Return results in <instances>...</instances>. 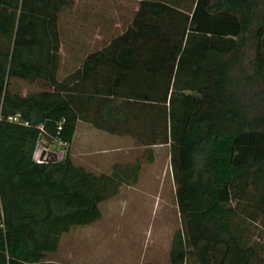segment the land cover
<instances>
[{
  "label": "trees",
  "instance_id": "obj_1",
  "mask_svg": "<svg viewBox=\"0 0 264 264\" xmlns=\"http://www.w3.org/2000/svg\"><path fill=\"white\" fill-rule=\"evenodd\" d=\"M130 1L119 22L100 14L99 48L63 74L73 0H0V264H64L47 258L62 235L99 220L155 146L181 221L169 264H264V0ZM80 121L143 160L75 163ZM39 146L64 155L38 162Z\"/></svg>",
  "mask_w": 264,
  "mask_h": 264
},
{
  "label": "rangeland",
  "instance_id": "obj_2",
  "mask_svg": "<svg viewBox=\"0 0 264 264\" xmlns=\"http://www.w3.org/2000/svg\"><path fill=\"white\" fill-rule=\"evenodd\" d=\"M80 1V2H79ZM82 0H73L70 8L63 13L61 29L66 39L74 37L76 32V8ZM79 2V3H78ZM104 18L119 22L118 15L136 8V2L130 0H99L96 4ZM99 14V16H100ZM99 18H103L102 15ZM122 22V21H121ZM120 23H113L111 28H118ZM68 26V27H67ZM66 33L70 36H66ZM71 33H74L71 35ZM73 39V38H72ZM68 42V41H67ZM65 52V51H63ZM67 66H62L64 74ZM96 135L107 137L110 141H95L96 145H84L83 148L96 154L94 158H107L118 154V138L105 132L95 130ZM75 146L79 144L80 131L75 135ZM87 136L85 137V139ZM124 149L117 156H110L119 163H131L136 159L143 160L144 147L136 141L123 143ZM107 149L108 151H103ZM45 150L39 146L36 158ZM48 153L63 156V151L47 148ZM155 156L151 163L144 162L138 182L135 185H123L118 194L99 205L101 218L87 226H75L62 235L58 250L48 255V260L64 264H169V252L175 232L181 229V221L175 200V185L172 177L168 149L161 147L154 150ZM72 156V155H71ZM75 163L84 164L79 158ZM103 160H94L88 169L95 172H108Z\"/></svg>",
  "mask_w": 264,
  "mask_h": 264
},
{
  "label": "crops",
  "instance_id": "obj_3",
  "mask_svg": "<svg viewBox=\"0 0 264 264\" xmlns=\"http://www.w3.org/2000/svg\"><path fill=\"white\" fill-rule=\"evenodd\" d=\"M98 1L99 0H82L80 3L81 6L76 8L77 17H76V21L73 23V24H76L75 35L74 37H72L73 39L70 37V40H72L70 42H69V37H68V42L65 43L66 47L63 49L64 46L62 45L61 50H60L62 57H63L62 66L64 65L67 66V69L72 70L76 67H79L82 59L88 53L93 52L94 50H97L99 48L98 41L100 40V32H99V26H98V21H99L98 17H99L100 11L98 7L96 6ZM73 34L74 33H71V35ZM66 36H70V35L66 33ZM95 130L97 129L92 127L89 123L82 122V121L78 122L76 125L74 137L77 134V132L80 131L79 144L81 145V147L78 145L75 146V138H73V141L69 147L70 154L72 155V158L75 157V158H79L83 160L84 161L83 166L85 167L92 166L93 163L91 162H93L94 160L96 161L103 160L102 162L103 163L106 162L105 166L109 170L111 165L116 162L112 160L108 163L107 161L111 159L110 156L113 157V156H117L118 154H120V152L124 149L123 143L128 140L129 141L132 140V138L127 137V136L111 135V136L118 138L117 148L114 149L116 150L118 154H114V155L109 154V156H107V158L105 159L103 158L98 159V158L93 157L96 154H94L91 151H88V149L83 148L84 145L86 146L89 144L91 145L93 144L92 146L96 145L95 141L98 142L100 138L96 135ZM86 136L87 138L85 139ZM102 138L103 139H100V141H104V140L110 141L111 140V139H108L106 136ZM158 148L159 146H155L153 148V153L155 152L154 150ZM103 151H108V150L105 149ZM154 156H155V153H154Z\"/></svg>",
  "mask_w": 264,
  "mask_h": 264
},
{
  "label": "built area",
  "instance_id": "obj_4",
  "mask_svg": "<svg viewBox=\"0 0 264 264\" xmlns=\"http://www.w3.org/2000/svg\"><path fill=\"white\" fill-rule=\"evenodd\" d=\"M63 146L66 147L67 145L64 144ZM41 153H40V156H41ZM63 155H64V151H63ZM40 156L37 158L38 162L46 161V160L50 159V157H54L55 159H57V155H51L50 153H48V151L46 149H45V155L43 156V159H40Z\"/></svg>",
  "mask_w": 264,
  "mask_h": 264
},
{
  "label": "water",
  "instance_id": "obj_5",
  "mask_svg": "<svg viewBox=\"0 0 264 264\" xmlns=\"http://www.w3.org/2000/svg\"><path fill=\"white\" fill-rule=\"evenodd\" d=\"M45 155V150L42 151L40 159H43V156Z\"/></svg>",
  "mask_w": 264,
  "mask_h": 264
}]
</instances>
